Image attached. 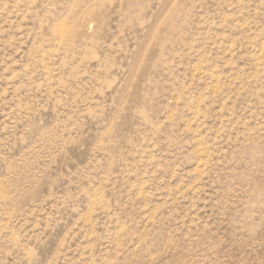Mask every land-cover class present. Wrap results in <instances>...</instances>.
<instances>
[{"label": "rangeland", "instance_id": "374dc122", "mask_svg": "<svg viewBox=\"0 0 264 264\" xmlns=\"http://www.w3.org/2000/svg\"><path fill=\"white\" fill-rule=\"evenodd\" d=\"M0 264H264V0H0Z\"/></svg>", "mask_w": 264, "mask_h": 264}]
</instances>
